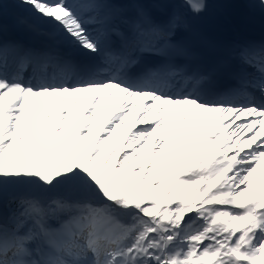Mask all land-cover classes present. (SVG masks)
I'll use <instances>...</instances> for the list:
<instances>
[{"label": "snow or ice", "instance_id": "1", "mask_svg": "<svg viewBox=\"0 0 264 264\" xmlns=\"http://www.w3.org/2000/svg\"><path fill=\"white\" fill-rule=\"evenodd\" d=\"M19 5L52 30L0 36V264H264V41L205 0Z\"/></svg>", "mask_w": 264, "mask_h": 264}, {"label": "bare ground", "instance_id": "2", "mask_svg": "<svg viewBox=\"0 0 264 264\" xmlns=\"http://www.w3.org/2000/svg\"><path fill=\"white\" fill-rule=\"evenodd\" d=\"M17 3H19V1L17 2ZM24 8H27L26 6H23ZM181 13H183L185 16H186V18H187V16H188V10L187 9H185V8H179L178 9ZM36 20V19H35ZM2 24H4V23H2ZM33 25H36L37 23L36 22H33L32 23ZM43 24V23H42ZM4 25H7V24H4ZM44 25V24H43ZM37 26V25H36ZM38 28H40V26H37ZM47 27L48 28H51L52 29V26L51 25H47ZM39 31H40V29H39ZM41 32V31H40ZM182 33H184V32H180L179 33V35H181ZM29 37H31V38H33V41L35 42V41H37L38 40V38L40 39V38H44V37H42V36H40V35H37V33L36 32H31V34L29 35ZM113 111V106H109V108H108V110H107V112L110 114L111 112ZM131 119V118H130ZM131 124H132V120H129L128 119V121H127V127L125 128V130L124 131H126L127 130V128L128 129H132L131 128ZM209 126H211V125H209ZM133 130V129H132ZM117 133H119V130H117ZM114 139L115 138H113V141H114ZM111 143V142H110ZM124 144L125 143H123V141H122V144H121V148H123V146H124Z\"/></svg>", "mask_w": 264, "mask_h": 264}, {"label": "rangeland", "instance_id": "3", "mask_svg": "<svg viewBox=\"0 0 264 264\" xmlns=\"http://www.w3.org/2000/svg\"><path fill=\"white\" fill-rule=\"evenodd\" d=\"M8 1H10V0H2V2L4 3V2H8ZM131 117H129V119H130ZM209 124V121L207 122V125ZM206 125V126H207ZM135 129H133V131H134ZM130 134V130H128V128H127V130L126 131H124V136H125V140L123 141V143H125L126 144V138H127V136Z\"/></svg>", "mask_w": 264, "mask_h": 264}]
</instances>
